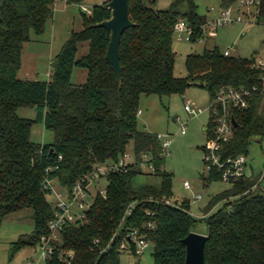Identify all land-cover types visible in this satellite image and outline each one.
Returning <instances> with one entry per match:
<instances>
[{
  "label": "trees",
  "instance_id": "obj_1",
  "mask_svg": "<svg viewBox=\"0 0 264 264\" xmlns=\"http://www.w3.org/2000/svg\"><path fill=\"white\" fill-rule=\"evenodd\" d=\"M55 1L0 3V222L32 209L35 225L33 234L20 240L16 249L35 247L49 233L55 206L54 198L44 188L48 167H58L50 174L58 188L71 191L96 165L118 162L129 152L138 160L144 153L158 155L156 134L138 130L142 96L184 95L188 88L197 86L213 100L222 89L248 90L252 92L249 108L234 111L238 128L223 146V159L247 157L252 140H264V71L254 66L256 57L225 56L215 47L201 55H188V76L175 77V26L184 21L193 30L191 42L195 43L204 37L208 24L198 15L194 0H177L168 10L155 9L157 0H130V18L135 26L124 33L120 44L122 85L106 60L110 32L94 27L111 18L107 8L110 0L96 6L91 15L83 13V30L71 34L53 61L49 82L19 79L24 47L31 32L45 33L54 17ZM64 1L83 5L89 0ZM237 1L223 0L222 9ZM258 1L255 22L264 26V0ZM183 4L188 6L186 12L180 10ZM85 44L88 52L78 58ZM75 69L86 71L84 84L72 83ZM21 108L36 109V119L20 118L17 112ZM37 123L53 133L52 143L31 141ZM204 131L207 140L214 137L213 118H209ZM164 164L165 159L155 160L159 187L134 188L133 180L142 174L137 165L109 175L107 195L96 197L86 223L63 232V250L72 254L71 261L55 257L48 264H121L124 252L120 248L123 242H129L127 233L132 228L153 243L154 264H185L182 241L195 233L198 222L206 225V264H264V192L260 176L246 177L214 196L198 219L191 214L189 201L174 206L166 203L173 197V175L161 170ZM203 180L209 185L221 181V177L214 173ZM131 205L133 214L121 225ZM109 245L111 250L104 252Z\"/></svg>",
  "mask_w": 264,
  "mask_h": 264
},
{
  "label": "rangeland",
  "instance_id": "obj_2",
  "mask_svg": "<svg viewBox=\"0 0 264 264\" xmlns=\"http://www.w3.org/2000/svg\"><path fill=\"white\" fill-rule=\"evenodd\" d=\"M107 0H89L83 5L57 4L54 17L47 23L43 35L30 34V41L26 43L23 53V67L18 77L21 80L49 82L52 72V63L62 50L73 32L83 30V13L89 15L96 6H101ZM177 0H157L155 9L168 10ZM197 13L206 18L208 23L215 21L221 10L223 0H194ZM86 7L89 12H84ZM235 23L232 26L218 28L214 37L204 34L198 42L179 40L175 35L173 49L177 53L175 62V77L184 79L188 76L186 59L188 55H201L205 50L219 48L221 52L230 51L233 56L241 58L256 57L264 60V26L258 25L253 17L256 8L250 12L245 7L240 8L239 1L232 5ZM180 10L186 12L188 6L181 5ZM252 17H251V16ZM88 52V44L80 49L78 58ZM87 73L82 69H75L72 75V83L82 85L86 82ZM190 102L192 106L207 109L211 99L209 93L197 86H191L184 95L171 97L142 96L139 105L138 130L152 134H169L173 137V144L166 156L163 168L173 175L171 202L180 205L185 201L191 203V214L196 218H202V209L210 200L231 186L222 181H214L207 185L203 177L209 175L204 164V150L207 144V135L204 129L209 122V113L193 117L185 111V105ZM23 119L35 120L36 109L21 108L17 112ZM179 119V121H178ZM187 126V133L180 134L181 124ZM31 141L36 144H49L54 141L53 133L47 131L43 123L34 124L31 131ZM158 141V140H157ZM159 151L161 144L158 141ZM132 150V146L129 147ZM248 169H254L256 175H261L264 166V140L259 138L252 140L247 155ZM188 182L191 189L187 190L184 183ZM109 185L107 178L100 182V189H106ZM161 179L155 174L142 172L133 180L136 189L145 186L159 187ZM264 186V180L262 181ZM201 196L195 200V196ZM220 204L213 213L223 207ZM205 209V208H204ZM33 210L26 209L12 214L0 222V264H28L39 257V245L26 246L16 249L20 240H27L34 232ZM195 233L205 234L206 225L198 222ZM154 245L149 243L148 248L141 258H135L130 253L121 255V264H154Z\"/></svg>",
  "mask_w": 264,
  "mask_h": 264
},
{
  "label": "built area",
  "instance_id": "obj_3",
  "mask_svg": "<svg viewBox=\"0 0 264 264\" xmlns=\"http://www.w3.org/2000/svg\"><path fill=\"white\" fill-rule=\"evenodd\" d=\"M240 8L245 7L248 12L252 8L259 5L258 0H238ZM84 12H89L87 8H82ZM234 8L231 6L227 9H222L218 18L208 23L204 32L209 37H214L218 28L223 26H232L235 23L233 15ZM251 16V15H250ZM252 17V16H251ZM255 18V16H253ZM175 35L179 40L185 39L191 41L193 30L184 22L181 21L175 26ZM233 49L224 52L225 56H230ZM255 67L264 71V60L257 58ZM256 91V89H254ZM252 92L245 89L228 88L222 89L220 93L210 102L207 109L197 108L187 102L185 111L193 117L209 113V118L215 121V135L207 140L204 150V164L208 175L217 174L221 177V181L229 185L240 183L247 176L248 161L246 156L231 157L223 159V146L228 143L233 135V119L234 111H242L249 108ZM142 112H138V116ZM179 121V119H178ZM187 133L186 124H181L180 134ZM157 140L161 147L158 155L154 156L151 153H144L140 160L129 152L121 157L118 162H107L105 164L96 165L93 170L80 178L71 191L60 190L55 179L50 178V174L58 167H48L45 170L44 188L49 191L54 198L55 216L48 225V234L40 240V252L36 261H30L28 264H48L55 257L60 261L70 262L72 254L63 250V232L71 226H80L86 223L87 213L93 206L98 195L106 196L107 188L100 189L102 179L108 178L109 175L115 173L126 172L131 166H139L141 171L155 174L157 172L155 160L158 158L166 159L173 144V137L169 134H157ZM60 160L62 157H59ZM162 168L161 170H163ZM260 181L264 180V167L260 176ZM259 181V183H260ZM187 190L191 189L188 182L184 183ZM201 196H195V200H200ZM168 205L174 204L171 201H166ZM134 205H131L126 213V216L121 225H125L126 219L133 214ZM149 216L153 214L149 213ZM129 242H123L120 250L124 253L132 254V249L135 251V258H141L145 250L149 246L147 237L140 233L138 229H130L127 233ZM126 240V239H125ZM96 245L99 241L95 242ZM109 245L104 252L110 251Z\"/></svg>",
  "mask_w": 264,
  "mask_h": 264
},
{
  "label": "water",
  "instance_id": "obj_4",
  "mask_svg": "<svg viewBox=\"0 0 264 264\" xmlns=\"http://www.w3.org/2000/svg\"><path fill=\"white\" fill-rule=\"evenodd\" d=\"M3 0H0V3ZM130 0H110L107 8L111 11V18L95 25V28H103L110 32V44L106 55V60L111 64L119 85L123 81V67L120 62V44L124 33L135 25L130 18ZM2 20L0 15V21ZM233 127L238 128V124L233 119ZM208 237L198 233H191L182 244L186 248L185 264H206L205 247Z\"/></svg>",
  "mask_w": 264,
  "mask_h": 264
},
{
  "label": "crops",
  "instance_id": "obj_5",
  "mask_svg": "<svg viewBox=\"0 0 264 264\" xmlns=\"http://www.w3.org/2000/svg\"><path fill=\"white\" fill-rule=\"evenodd\" d=\"M57 4H64L65 6L66 5H69L66 1L64 0H56L55 1V6H54V12H55V7L57 6ZM86 8V7H85ZM92 13V12H91ZM91 13L89 15H91ZM228 50V49H227ZM225 50V51H227ZM235 49H233L232 51L234 52ZM23 67V66H22ZM22 70V69H21ZM152 134V133H151ZM264 167V166H263ZM247 176L248 177H252V178H255V177H258L259 175H256L255 171L253 168H251L250 170L248 169L247 170ZM261 176V175H260ZM261 178V177H260ZM260 187L262 189V191L264 192V186H262V181H260Z\"/></svg>",
  "mask_w": 264,
  "mask_h": 264
}]
</instances>
